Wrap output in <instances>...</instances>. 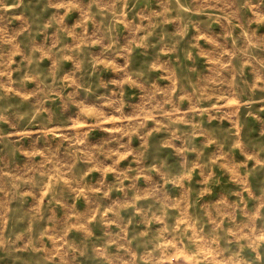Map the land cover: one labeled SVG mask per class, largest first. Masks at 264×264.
Masks as SVG:
<instances>
[{
	"label": "rangeland",
	"instance_id": "rangeland-1",
	"mask_svg": "<svg viewBox=\"0 0 264 264\" xmlns=\"http://www.w3.org/2000/svg\"><path fill=\"white\" fill-rule=\"evenodd\" d=\"M0 264H264V0H0Z\"/></svg>",
	"mask_w": 264,
	"mask_h": 264
}]
</instances>
